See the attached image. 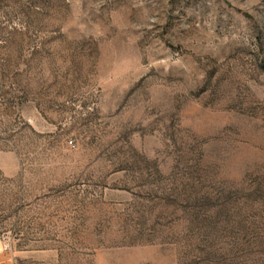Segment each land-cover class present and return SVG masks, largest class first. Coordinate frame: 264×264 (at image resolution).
<instances>
[{"label":"rangeland","instance_id":"374dc122","mask_svg":"<svg viewBox=\"0 0 264 264\" xmlns=\"http://www.w3.org/2000/svg\"><path fill=\"white\" fill-rule=\"evenodd\" d=\"M261 247L264 0H0V264Z\"/></svg>","mask_w":264,"mask_h":264},{"label":"trees","instance_id":"16d2710c","mask_svg":"<svg viewBox=\"0 0 264 264\" xmlns=\"http://www.w3.org/2000/svg\"><path fill=\"white\" fill-rule=\"evenodd\" d=\"M262 251H264V247H261L259 252ZM241 260L242 264H264V254L251 255L249 257L246 256L243 257Z\"/></svg>","mask_w":264,"mask_h":264}]
</instances>
